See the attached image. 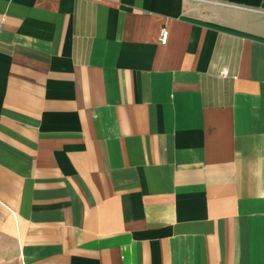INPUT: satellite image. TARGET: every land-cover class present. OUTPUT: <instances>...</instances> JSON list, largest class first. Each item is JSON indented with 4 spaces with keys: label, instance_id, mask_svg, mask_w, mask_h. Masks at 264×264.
<instances>
[{
    "label": "crops",
    "instance_id": "0c3cea01",
    "mask_svg": "<svg viewBox=\"0 0 264 264\" xmlns=\"http://www.w3.org/2000/svg\"><path fill=\"white\" fill-rule=\"evenodd\" d=\"M0 264H264V0H0Z\"/></svg>",
    "mask_w": 264,
    "mask_h": 264
},
{
    "label": "built area",
    "instance_id": "2783aa9c",
    "mask_svg": "<svg viewBox=\"0 0 264 264\" xmlns=\"http://www.w3.org/2000/svg\"><path fill=\"white\" fill-rule=\"evenodd\" d=\"M168 31L166 30H163L162 33H161V37H160V43L161 45H166L167 44V41H168Z\"/></svg>",
    "mask_w": 264,
    "mask_h": 264
}]
</instances>
